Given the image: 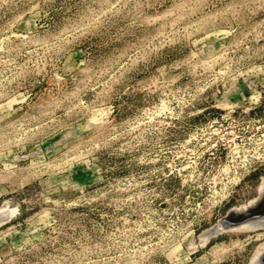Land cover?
Returning a JSON list of instances; mask_svg holds the SVG:
<instances>
[{
    "label": "rangeland",
    "instance_id": "obj_1",
    "mask_svg": "<svg viewBox=\"0 0 264 264\" xmlns=\"http://www.w3.org/2000/svg\"><path fill=\"white\" fill-rule=\"evenodd\" d=\"M263 182L264 0H0V264H254Z\"/></svg>",
    "mask_w": 264,
    "mask_h": 264
},
{
    "label": "water",
    "instance_id": "obj_2",
    "mask_svg": "<svg viewBox=\"0 0 264 264\" xmlns=\"http://www.w3.org/2000/svg\"><path fill=\"white\" fill-rule=\"evenodd\" d=\"M248 221L253 224H263L262 226H264V189L254 202L247 204L241 210L236 211L232 207L228 208L216 222L200 231L198 241L203 242L221 230L229 229L232 226H238ZM257 259L260 264H264V249L258 254Z\"/></svg>",
    "mask_w": 264,
    "mask_h": 264
},
{
    "label": "bare ground",
    "instance_id": "obj_3",
    "mask_svg": "<svg viewBox=\"0 0 264 264\" xmlns=\"http://www.w3.org/2000/svg\"><path fill=\"white\" fill-rule=\"evenodd\" d=\"M263 189H264V182H263V185H262V187H261V190L259 191V194L263 191ZM258 197V196H257ZM257 197L255 198V199H253L252 201H250L249 203H252V202H254L256 199H257ZM242 208H237V210L236 211H238V210H241ZM264 227V226H262L263 224H253L252 222H245V223H243V224H241V225H238V226H232V227H230L229 229H237V228H257V227ZM258 256V255H257ZM254 264H260L259 262H258V259H256L254 262H253Z\"/></svg>",
    "mask_w": 264,
    "mask_h": 264
}]
</instances>
